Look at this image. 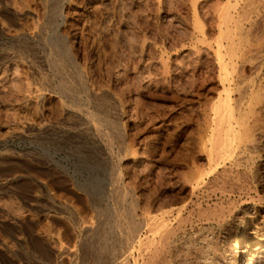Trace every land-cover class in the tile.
<instances>
[{"label": "bare ground", "instance_id": "bare-ground-1", "mask_svg": "<svg viewBox=\"0 0 264 264\" xmlns=\"http://www.w3.org/2000/svg\"><path fill=\"white\" fill-rule=\"evenodd\" d=\"M151 1L157 10L163 5V0ZM72 2L62 0L63 5ZM181 3L189 20L164 12L158 18L164 23H181V54L175 58L178 61L175 69L182 71L183 94L194 98L203 122L199 127L203 137H199L197 151L203 154L208 169L191 174L192 168L189 174L182 172L177 179L178 190L188 200L159 202L153 197L144 200L146 183L142 181L131 190L115 174V182H110L113 184L109 187L113 203L86 219L65 201L52 197L47 181L38 173L28 172L20 164L21 159L0 153V195L17 185L24 186L31 211L42 214L46 222L64 224L62 213L72 217V223L64 225L62 233L74 240L73 246H64L62 233L54 234V229V233L49 229L50 232H39L36 216H20L2 206L0 223L12 228L10 232L3 231L6 236L0 237L2 264H28L27 256L23 259L19 253L28 248L24 246L27 244L41 249V260L46 264H264V215L262 221L257 220L264 214V199L254 181L260 170L254 161L264 150V0H182ZM55 17L56 33L49 35L46 24L37 19L26 2L0 0V40L3 46L11 45L6 47L8 51L0 53V147L11 140L38 143L41 146L38 156L23 154L27 163L36 164L32 172L48 171L56 166L53 158L57 153L87 159L92 144L97 148L96 158L110 156L109 150L115 144H123L128 137L126 123L115 126L111 121L125 119L127 113L122 100L108 87L94 83L87 59L78 58L69 37L57 33L63 24L61 9ZM26 19L34 22V35L29 34L32 29L28 31L23 25L22 20ZM14 46L23 49L16 51ZM163 57L161 52L154 59L159 73L156 85L170 74L168 61ZM203 66L209 78L200 80L198 75L199 82L195 74ZM152 83L148 79L143 84L148 87ZM47 99L60 104V116L55 113L59 118L55 117L54 122L41 119L37 124L25 123L31 108L43 106ZM112 114L114 117L110 118ZM259 183L264 185V175ZM171 187L168 190L172 192L174 186ZM50 208L54 209L53 214L45 213Z\"/></svg>", "mask_w": 264, "mask_h": 264}, {"label": "rangeland", "instance_id": "rangeland-1", "mask_svg": "<svg viewBox=\"0 0 264 264\" xmlns=\"http://www.w3.org/2000/svg\"><path fill=\"white\" fill-rule=\"evenodd\" d=\"M23 1L31 7V10L37 16V19L46 24L47 29H45L46 31L49 30V32H47L49 35L56 33L55 30L58 21L55 16H57L59 9H61L63 24L57 33H64L69 37L73 43L72 50L78 58H81V60H83L82 58L87 59V68L90 71L94 83L96 82L97 86L104 85V87H108L122 100L127 113L125 119L121 122H118L115 119H112L111 121H113L115 126H123L126 123L128 137L125 139L123 144H115V146L109 150L110 156L103 155L101 158H96L94 155L97 152V148L94 144L90 145L91 156L84 160L77 159L72 155L67 156L62 153H57L53 158L56 166H52V168L48 171H41L39 169L40 171L37 170L38 172H32L31 169L35 168L34 166L36 164H29L27 163V159L23 158L24 153H33L35 156H38L41 153V146L36 142L28 140H11L8 141L5 147H0V153L7 154L10 157L13 156L14 159L17 157L16 160L21 159L20 162L22 161V163H19L22 166L24 165L28 169V172L34 174L38 173L40 177L47 181L48 190L49 192L51 191L50 194L52 197L56 200L65 201L67 205L74 209L76 214L86 219L93 218L96 215V210L105 211L106 208L108 209L111 206L114 201V197L111 194V188L109 189V187H111V185L115 182L116 176L121 177L122 185L129 187L131 190L142 181L143 184L146 183L144 185L145 187L143 192L144 200H148V198L150 199L153 197L159 202H172L174 200H179L180 198L183 201H187L188 196L186 197L185 193H181L178 190L177 179L180 174H182V172L184 174H189L190 169L192 168H194V170L191 174H195L199 171L206 172L208 169L207 161L202 159L203 154L200 153V150L197 151L200 147V138L203 137V133L201 134L199 131V127L203 124V122L201 120L202 118L200 113H198L197 105L193 102L194 98H187L185 94H183L184 78L182 71L175 69V64L178 63V61H175V58H178L181 54L179 50V42L182 39V29L180 27L181 23L180 25L179 23L176 24L172 21L170 22L171 24L169 21L164 23L165 21L161 22L158 18V15L160 13L163 14L164 12V14L171 15H175L176 13V15H179L180 17L185 16L184 18L189 20L190 16L188 15L186 8L183 7V3H181L182 0H163L164 6L162 5L158 8V10L151 0H146V2L145 0H73L70 5H63L62 0H49L46 1V3L43 0ZM54 12L56 14H54ZM48 16L51 17L49 18ZM198 16V18L202 20V17L200 15ZM22 23L28 31L32 29L29 33L30 35L35 34V24L33 21L26 19L22 20ZM129 29L131 32H128ZM132 35L134 37H131ZM175 39L178 43H175L177 42ZM173 42L174 44H172ZM1 43L2 41L0 40V53L8 51L7 49L11 48L10 44L3 46ZM141 44H144L142 49ZM14 47L12 48L16 51L17 49H23L22 47ZM161 52L164 56L163 58L168 61L170 74L164 77L161 84L158 83V85H156L157 82L155 83V80L159 77V73L157 70L158 67L155 66L154 59L158 57V54H161ZM155 72L158 73L156 78ZM197 76L200 80L202 78L204 81L207 80L208 72L204 66L195 74V79L199 81ZM170 78H173L175 81ZM148 79L151 80V83H154L147 87L144 86L143 83ZM119 81L122 82L120 83ZM167 85H169V88H167ZM123 88L124 90H122ZM57 104L58 102H56L55 99H47L43 106L31 108L26 116L27 120H29L28 122L25 121V123L37 124L41 121V119L51 122L56 121L59 118L58 116H60L58 113L61 111V107L59 106L60 104ZM54 107L55 109H53ZM55 113L58 116H56ZM28 116H30V118ZM113 117L114 116L112 114V117L110 118ZM51 147L52 146H50V149ZM50 152L52 153V150H50ZM254 163L255 166L260 169L257 176H255L256 180L254 181H256L255 184H257V191L264 199V185L259 183L260 177L264 175V150L259 154V157L255 159ZM159 170L161 171L159 172ZM41 172H45L46 175ZM115 174L117 175L114 176ZM174 181L175 183H173ZM154 182L157 184H153ZM172 185L174 188L171 192L170 189L168 190V187H171ZM23 191L24 186L17 185L16 188L11 190L9 193L0 195V208H3L2 206H4V208L10 209L14 214L15 211L17 215L20 213V216H36L38 219L37 229H40L39 232H41V230L43 232L51 230V233L56 232L54 234H57L58 232L61 234L64 225L68 226L72 223V217L68 213L61 214V216L64 217V224L54 221L51 223L47 221V223L46 220L42 218V214H37L36 211H33V213L31 211L28 195ZM41 204H44V202ZM17 209L20 210L18 211ZM53 211L54 209L50 208L49 211L47 210L45 213L48 212L49 214H53ZM263 215L264 214H261V217H258L259 219L257 218V220L262 221ZM49 223L50 225H48ZM11 230V225L7 223H0V237L6 236L3 231L10 232ZM60 236H62L60 239L64 246L71 247L74 245L73 239L63 235V233ZM24 246H28V248H24L21 250L22 252L19 251V253L23 259L27 256V260L25 259V261H27L28 264H46L44 260H41L42 252L38 246H34L35 248L32 244ZM35 256L37 260L34 258ZM28 260H31L33 263ZM0 264H2L1 260Z\"/></svg>", "mask_w": 264, "mask_h": 264}]
</instances>
